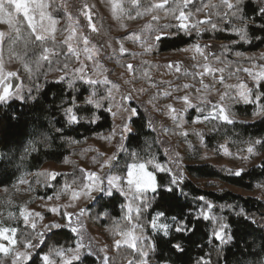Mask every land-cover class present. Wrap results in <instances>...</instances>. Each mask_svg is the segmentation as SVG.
Returning <instances> with one entry per match:
<instances>
[{
    "label": "rangeland",
    "instance_id": "rangeland-1",
    "mask_svg": "<svg viewBox=\"0 0 264 264\" xmlns=\"http://www.w3.org/2000/svg\"><path fill=\"white\" fill-rule=\"evenodd\" d=\"M55 1L57 5H65L66 11L71 12L74 20H79L91 44L97 47L99 54L96 59L99 64L94 68V78L103 79L107 77L112 84L117 85L118 88L113 89L115 98L113 104L121 105L122 103L123 107L113 108L116 113L115 116L110 113L112 126L109 132L93 135L81 142H69V155L61 163L46 162L40 167L39 171L31 174H26L24 168L20 169L13 184L8 188L0 189V223L3 226L18 228L17 237L21 241L25 239V236L31 235L34 237L33 243H35L36 238H38L37 233H43V244L40 248L33 250L34 252H43L41 251L43 248L46 253L54 248L65 250L74 248L82 234L83 243L92 247L95 255L91 257L95 258L98 264H101L100 258L104 255H107L111 262L126 264L131 257H125V255L117 252L118 248L115 246V241L122 239L118 235L122 230L115 227L112 231H109L105 226L96 224L88 210V206L95 198L109 196L107 194L109 189L107 177L110 175L123 176L126 173V165L134 162L130 152L135 149L126 147L127 137L130 133H123L122 127L124 123H130L133 132L131 120L139 117L135 115L131 116L130 121L127 120L126 118L130 114L124 108L142 110L147 126L153 132L150 138L141 140L142 151L138 153L139 161L143 162L155 157L157 163L171 168L172 173L182 175V179L176 185H171V174L162 173L167 175L169 187L179 188L183 182L190 181L205 190L221 191L225 189L243 197L253 196L264 200V182L257 184L253 191H246L227 186L216 180L194 179L186 171L188 166L211 165L235 174L238 170L241 173L251 167L258 166L264 159V145H256L253 154L246 151L250 142L261 138L245 136L240 129L232 127L233 123L248 124L263 117L253 115V112L258 108L255 102L244 103L239 98V85L241 83L246 84L253 90L257 89L251 75L242 70L231 78H224L223 71H214L212 74L204 73L201 76L200 73L204 71L203 66L205 64L217 70L223 69V67L218 60L209 56L205 60L204 56L195 50L194 46L199 45L205 53V41L199 37L193 38L194 41L190 45L178 49L159 52L157 50L158 44H156L150 51H146L147 44L152 43L151 40H146L149 29L145 25L149 23L152 24L153 28L157 26V23L159 25H171L168 29L170 35L167 38L185 32L178 28L179 21L175 20L165 10L156 13L160 16L158 22H151L149 15L130 18L127 14L118 12L117 16H114L111 0ZM121 2L125 9H129L127 0H121ZM148 2L149 0H142L145 5ZM219 2L220 0H214L207 4L219 5ZM85 5L88 6L87 10L98 29L97 32H91L87 27L88 21L82 14ZM170 6H175L171 3V0ZM188 6L184 9L186 12H190ZM210 9L215 16L216 12L220 10L219 8ZM61 12L66 19V28L69 23L68 17L65 15L64 9H61ZM205 12H191L192 16L188 21V32L193 29L192 25L196 24L198 20L205 18ZM196 19L198 20L196 21ZM60 27L61 24L57 26L58 41L67 34L62 32L61 35H58ZM203 28L204 25H198L197 28H194L196 34L199 35ZM0 30L10 31L8 26L3 24H0ZM133 34L141 36V39L136 40ZM185 35L188 36V34ZM6 41H8L7 38ZM215 43L220 44V42ZM121 46L126 49L124 53L120 52ZM261 54H264V47L249 56L245 55L247 59L249 57H254V59H249L244 68L250 69L252 73L260 71V66L264 65V59H260ZM2 57L5 72L14 71L18 73V77L15 79L18 80V85L21 86L24 95L27 97V89L33 88L36 81L34 77L30 79L28 73L23 71L21 61L16 58L17 53L10 41H8L6 47H3ZM88 63L89 67L93 68L92 62ZM128 64L133 65L132 71H129ZM170 64L172 67H169ZM177 66L180 68L179 72L176 71ZM60 75L62 73L53 70L48 74L47 81H54ZM221 77H223V83L220 82ZM44 82L43 78L39 81L41 84ZM185 84H188L189 88L185 89L183 87ZM86 86L89 88L88 85ZM110 86L97 85V93L101 90L105 95L106 89ZM197 89L200 91L197 92ZM165 93H170V95H165ZM129 94L131 96L130 100L121 101L122 96H128ZM186 94L189 95L190 102L201 108L202 111H196L195 108L184 110V102L177 98ZM221 96L224 98L221 99ZM13 100L20 101L18 99ZM2 104L5 103H0V105ZM169 105L176 111L172 112L168 107ZM213 105L223 106L233 123L229 124L221 119H203L204 116H209L210 113L212 115L216 114L218 109L214 111ZM250 105L255 106L250 116L240 114L241 111L237 114L235 111L236 107ZM197 117L200 118L198 121L196 120ZM46 142L40 141L43 147H47ZM222 145L224 147H221ZM143 155L147 157L143 158ZM112 156L116 158L111 160L110 165H104V161L109 160ZM150 167L155 170L151 165ZM89 172L99 175L101 179L100 187L104 189L103 192L91 191L89 194H85L88 190L84 189L83 185L91 183L86 179ZM37 173H41V175H37ZM43 173H57L59 175H56L54 181L51 182L49 177H46ZM21 180L26 181V183H21ZM65 184L69 185V188H65ZM73 191L79 193L78 198H72ZM111 191L112 194H119L123 197L125 204L127 203L125 197L116 188H112ZM151 193L149 191L145 196ZM21 209H26L32 213H40V217L34 218L37 225L35 231L23 223V218L19 215ZM52 209H57L60 214L53 212ZM201 209L207 211L205 207H200L196 212V216L199 215ZM81 210H83L82 215L80 214ZM65 212L72 214L73 227L78 228V232H73L70 228L64 226L67 224V220L62 215ZM9 213H12V215L10 216ZM148 221L144 219L139 223L142 225L146 223L144 234L150 237L152 234L157 233H154L148 227ZM53 222L60 223L62 227L48 230L46 226ZM164 222L172 225L171 219H165ZM62 230L70 233L71 241L56 247L50 245L53 243L48 244L47 236ZM21 233H24V235H21ZM119 248L129 249L126 245H121ZM102 249L103 251H101ZM17 250L24 251V248L18 244ZM81 251L84 253L86 250L82 249ZM68 255H71V253H68ZM84 256L89 255L83 254L81 259ZM3 264H10V260L5 258Z\"/></svg>",
    "mask_w": 264,
    "mask_h": 264
},
{
    "label": "snow or ice",
    "instance_id": "snow-or-ice-1",
    "mask_svg": "<svg viewBox=\"0 0 264 264\" xmlns=\"http://www.w3.org/2000/svg\"><path fill=\"white\" fill-rule=\"evenodd\" d=\"M129 9H125L121 0H111L112 13L117 16V13H125L130 18H139L144 15L151 17V22H158L160 16L156 13L160 10L169 12L173 18L179 21L177 25L179 29L185 32L189 31V23L192 13L186 12L184 9L188 5L193 4L194 0H171V3L175 5L170 6V0H149L148 4L142 3V0H127ZM248 0H220L219 5H208L204 4L201 8H197L196 12L199 13L203 8H219L216 12V16L222 21L231 24L234 20H240L244 27L242 29H236V34L239 35L240 40L250 43L248 39V21H251L253 25L264 31V0H253L256 7L253 9L255 16H248L245 12ZM88 6H84L82 14L86 17L88 23L87 27L91 32H97L98 29L93 22L90 12L87 10ZM65 10V15L68 17V26L63 29V32L67 33L60 39L57 40V26L61 23L53 12L56 10ZM142 9V11H141ZM133 13L135 14L133 16ZM257 21H260L257 23ZM0 24L7 25L9 32L0 30V103H8L13 99L24 101L26 99L36 101L37 96L33 95V90L39 93L43 87L39 83L40 79L43 78L47 82V76L53 70L62 73L58 79L52 81V83L64 84L69 92L67 100L63 98L60 100L58 105L62 115L65 119V123L68 125L78 124L81 121L89 123H96L100 117L97 114L99 110H105L111 113L113 116L116 113L113 111L114 107H123L121 105H114L113 89L118 88L117 85L112 84L107 77L103 79L94 78V68L98 66L99 62L96 59L98 56V49L95 45L91 44L89 37L84 33L79 20H74L71 12L66 11V6L56 5L55 0H0ZM198 25H210L212 30H221L218 24L213 22L211 19V13H206L205 18L198 20L196 24L192 25V28H197ZM149 32L146 40H151L152 43L147 44L146 51H150L156 44H162L164 40L170 35L168 29L171 25H159L155 28L149 23L145 25ZM136 40H140L141 36L135 35ZM10 41L11 45H16L18 42L23 43L22 54L17 55V59L23 62L24 69L28 73L29 78H35L36 83L33 88L27 89V97L24 95L20 85L15 87L13 91V85L11 83L12 78L18 77V73L14 71L5 72L3 63V47L5 40ZM261 39V37H256ZM235 43V42H233ZM195 50L204 56V59H208V55L204 53L199 45H195ZM210 47V46H206ZM126 49L121 46L120 52L124 53ZM237 56L241 53L237 52ZM11 58V50H10ZM254 59V57H249ZM260 59H264V54H261ZM92 62L93 68L89 67V63ZM129 71L133 70V65H127ZM169 67H172L170 64ZM204 71L200 73L203 76L204 73L212 74L214 71H223V69H213L208 64H205ZM238 71L240 69H237ZM244 72L252 76L255 86H259L264 81V65L260 66V71L252 73L250 69H242ZM176 71L179 72L180 68L177 66ZM88 85L90 91L87 95L80 96V90L77 84ZM220 82L223 83V77L220 78ZM111 85L106 89L104 96H97V85ZM185 89L189 88L188 84L183 86ZM239 98L244 103L255 102L258 106L257 110L253 112L254 116H264V104H261L264 93H257L254 95L253 89L248 87L246 84L241 83L239 85ZM197 92L200 90L197 89ZM170 95V93H165ZM254 96V99H253ZM224 97L221 96V99ZM131 99L130 94L128 96H122L121 101ZM177 99L182 100L185 104V111L190 108H195L196 111H202L201 108L193 105L190 102L189 95L178 97ZM172 112L176 110L171 105L168 106ZM215 115L211 113L209 116H204L203 119H221L229 124L233 121L229 118L226 109L223 106L213 105ZM130 115L126 119L130 121L131 116L137 115L135 108H124ZM78 111L80 114L78 115ZM91 111V116L86 115ZM175 119V117H173ZM200 118L197 117L198 121ZM56 133H62V127H55ZM123 133H131L132 129L130 123H124L122 127ZM186 134V133H185ZM49 137L41 135V141H47ZM123 139V136H122ZM256 145H264V139H256L250 142L246 148L249 154H253L256 150ZM123 146V145H122ZM150 147V145H149ZM221 147H224L223 145ZM39 150V144L33 141L25 148V155L30 152ZM227 152V149L225 148ZM130 155L134 162L126 165V173L121 175H110L107 177V183L109 189L107 194L112 195V188H116L127 200L126 204L121 205L122 209L125 210L124 220L129 225L126 230H122L118 233L122 239L115 241V246L119 248L121 245H126L133 252V259L127 260L126 264H150L151 255L157 251L156 243L154 240L145 235V227L140 224V218L142 214L151 208V203L147 200L145 194L149 191L157 193L161 185L157 182V172L170 173L171 179L170 184L176 185L180 179L181 174L172 173V169L156 162L155 157L140 162L138 159V152L132 150ZM116 157L112 156L109 160L104 161V165H110L111 160ZM151 165L155 171H149L148 166ZM236 175H240L238 170ZM41 175V173H37ZM46 177L55 179L57 173H43ZM86 179L91 181L90 184H84L83 188L88 191L85 194H89L91 191H101L104 189L100 187L101 179L99 175L94 172L87 173ZM21 183L26 181L21 180ZM65 188H69V185L65 184ZM165 191H172V187L165 186ZM79 193L76 191L72 192V198H78ZM200 200L205 201L203 196L199 197ZM207 211L201 209L198 218L204 220H211L214 223H219V227L214 229L212 232V239L217 241V247L221 245L231 244L234 240V235L228 231L229 225L220 223L218 218L210 215L213 208L211 202L205 201ZM53 212L60 214L57 209H52ZM81 215L83 210H81ZM11 216L12 213H9ZM20 217L23 218V223L26 226H30L33 231L36 230L37 225L35 223V217H40V213H32L26 209H21L19 213ZM63 217L67 220L68 227L73 232H78V228L73 227L72 214L63 213ZM238 215H243L241 210ZM42 218V217H41ZM166 213L163 211H156L155 214L148 221V227L157 234L164 236L165 238L170 237V230H174L177 233H183L187 230V221H180V218L172 216L170 219L173 222L170 225L164 222L166 219ZM62 225L60 223H51L46 226L48 230L59 229ZM18 228L6 227L0 223V264H3L5 258L10 260V264H34L33 257L35 256L40 260V264H73L74 261H81L83 254L94 256L95 252L91 246L83 243V235H80L79 241L76 243L74 248L67 250L63 248L50 249L47 253L34 252L33 250L40 248L43 244V233H37L36 242L33 243L34 237L31 235L25 236L24 240H20L17 237ZM140 234H137V233ZM24 235V233H21ZM264 239V238H262ZM24 248V251L17 250V245ZM255 244V241H253ZM82 249L86 251L82 253ZM172 249L178 253H183L184 248L180 242L172 244ZM258 249V250H257ZM251 252L241 254V258L237 259L236 264H264V243L257 246ZM103 251V249L101 250ZM71 253V255H68ZM55 257V259H54ZM251 258V259H250ZM101 259V264H110V258L104 255ZM226 259V258H225ZM197 264H210V261L201 257Z\"/></svg>",
    "mask_w": 264,
    "mask_h": 264
},
{
    "label": "trees",
    "instance_id": "trees-1",
    "mask_svg": "<svg viewBox=\"0 0 264 264\" xmlns=\"http://www.w3.org/2000/svg\"><path fill=\"white\" fill-rule=\"evenodd\" d=\"M212 1L214 0H194V3L188 6L189 11L196 13L197 8ZM255 7L253 0H248L246 14L254 17L253 9ZM202 11H206L205 14L210 12L212 21L217 23L221 30H212L210 25H204L199 35L196 34L194 28L188 33L180 32L172 38L165 39L162 44H158L157 50L164 52L188 46L193 43V38L199 37L205 41V53L220 62L224 78H231L239 74L249 60L245 58V55L249 56L264 47V31L248 21V39L251 42H244L236 34V29L244 27L240 20L237 19L228 24L215 16L210 8H203ZM53 14L61 21L58 31V35H61L66 26V19L61 10H56ZM259 22L257 21V23ZM257 36L261 39H256ZM215 42H220V44ZM7 45L8 41L4 43V47ZM14 50L17 55L22 54L23 43L18 42L14 45ZM237 52L241 55L237 56ZM21 67L25 71L22 61ZM42 85L39 93L33 90L32 94L38 97L36 101L12 100L0 105V189L11 186L22 168L26 174H31L39 171L46 162L61 163L69 155V142H81L93 135L109 132L111 129L112 116L105 110L97 111L100 119L96 123L81 121L78 124H66L62 112L58 108L60 100L62 98L67 100L69 97L65 85L52 83V81L44 82ZM77 87L80 90V96L87 95L90 91L86 85L79 82ZM253 93L254 95L264 93V82H261L257 89L253 90ZM97 96L101 97L104 94L99 90ZM261 104H264V98H262ZM253 108H255L254 105L236 107L235 111L237 114L241 111L240 114L250 116ZM80 114L85 113L78 111V115ZM86 115L90 117L91 111ZM137 115L139 118L131 120L133 132L127 137L126 147L133 148L140 153L142 151L141 140L150 138L153 132L147 126L143 111L138 110ZM233 126L240 129L245 136L264 139V116L252 123H233ZM55 127H62L63 132L56 133ZM41 135L49 137L46 142L47 147L41 145ZM33 141L39 144V150L25 155V148ZM146 157L143 155V158ZM148 168L155 171L150 165ZM186 171L194 179L216 180L230 187L253 191L257 184L264 182V159L258 166L242 171L240 175L231 174L211 165L188 166ZM156 175L157 182L161 187L157 193L146 196L151 203V208L142 214L140 221L144 219L148 221L156 211H163L166 213V219L176 216L180 218V221H187V230L183 233L170 230L169 238L152 234L150 238L155 241L157 251L151 255L150 264H197L201 257L209 260L210 264H236L242 253L246 255L247 252L257 249V246L264 243V239H262L264 238V200L262 198L243 197L225 189L221 191L205 190L190 181L183 182L179 188H172V191L169 192L164 190L165 186H169L167 175L158 172ZM49 179L51 182L54 181L50 177ZM201 196L205 198V201L212 203L213 208L210 214L217 217L220 223L229 225L228 231L234 235L231 244L217 247L218 242L212 239L211 234L214 229L219 227V223L196 216L200 207L207 209L205 201L199 199ZM123 204H125L123 197L113 193L111 196L95 198L88 206V210L95 223L105 226L107 230L112 231L115 227L126 230L129 225L123 218L125 215V210L121 207ZM241 210H243V215H238ZM145 224L143 223L144 226ZM47 240L48 244L53 243L50 245L56 247L69 243L71 237L69 232L62 230L51 233L47 236ZM176 242L182 244L184 248L182 254L172 249V244ZM41 251L43 252L40 253H46L44 248ZM117 252L133 259L131 249L118 248ZM33 260L34 264H40V260L35 256ZM110 263L117 264L111 262V259ZM73 264L98 263L95 258L84 256L81 261L73 262Z\"/></svg>",
    "mask_w": 264,
    "mask_h": 264
},
{
    "label": "water",
    "instance_id": "water-1",
    "mask_svg": "<svg viewBox=\"0 0 264 264\" xmlns=\"http://www.w3.org/2000/svg\"><path fill=\"white\" fill-rule=\"evenodd\" d=\"M11 83H12V85H13V91H14V90H15V87L18 85V80L15 79V78H13V79L11 80Z\"/></svg>",
    "mask_w": 264,
    "mask_h": 264
}]
</instances>
